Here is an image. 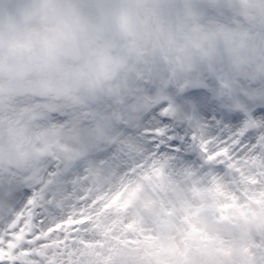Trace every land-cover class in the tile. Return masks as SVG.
I'll use <instances>...</instances> for the list:
<instances>
[{"label": "clouds", "instance_id": "obj_1", "mask_svg": "<svg viewBox=\"0 0 264 264\" xmlns=\"http://www.w3.org/2000/svg\"><path fill=\"white\" fill-rule=\"evenodd\" d=\"M262 138L264 0H0V174L63 225L6 264H264Z\"/></svg>", "mask_w": 264, "mask_h": 264}, {"label": "snow or ice", "instance_id": "obj_2", "mask_svg": "<svg viewBox=\"0 0 264 264\" xmlns=\"http://www.w3.org/2000/svg\"><path fill=\"white\" fill-rule=\"evenodd\" d=\"M150 136H160L162 139L171 135L170 130L161 127L150 129ZM243 131H237L232 137L239 143ZM264 139V138H262ZM59 172L50 174L47 180L29 177L26 179L0 174V264H6L10 249L17 248L18 242L30 245L42 239L37 225L51 223L48 232L61 227V223H54V210L62 207V200L58 198L62 191L58 180ZM73 183H76L73 181ZM27 185L31 191H22ZM39 185V187H37ZM46 234V233H45ZM39 253V249H36ZM25 248L22 255H29ZM43 254V253H39Z\"/></svg>", "mask_w": 264, "mask_h": 264}, {"label": "rangeland", "instance_id": "obj_3", "mask_svg": "<svg viewBox=\"0 0 264 264\" xmlns=\"http://www.w3.org/2000/svg\"><path fill=\"white\" fill-rule=\"evenodd\" d=\"M97 180H98L99 182L97 183L96 187H97V189H99L100 187H102V180H103V178H102L101 176L97 175ZM21 190H22V191H31V189H30L27 185H25L24 188L21 189ZM62 226H63V225H61V227H62ZM61 227H59V228H55L54 231H60V228H61Z\"/></svg>", "mask_w": 264, "mask_h": 264}]
</instances>
